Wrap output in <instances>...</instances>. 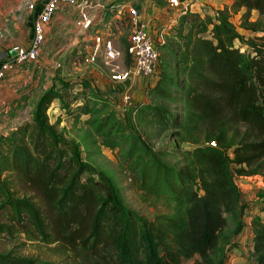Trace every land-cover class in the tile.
Segmentation results:
<instances>
[{"label": "trees", "instance_id": "trees-1", "mask_svg": "<svg viewBox=\"0 0 264 264\" xmlns=\"http://www.w3.org/2000/svg\"><path fill=\"white\" fill-rule=\"evenodd\" d=\"M244 8L239 26L255 34L248 39L232 21ZM213 10L181 14L176 64L161 65L160 53L159 76L148 82L144 99L120 111L97 92L101 108L77 106L107 147H122L143 200L165 210L144 218L123 204L108 175L100 173L103 182L85 176L90 165L80 146L58 134L48 115L56 99L71 110L65 92L71 85L62 81L60 89L39 97L32 122L0 142V177L13 173L39 196L15 197L0 180V234L14 235L27 221L37 239L76 257L90 251L95 264H223L245 226L238 178L264 170V0H233ZM172 103L182 104L181 110L173 111ZM150 127L175 130L174 149L148 146L141 128ZM167 156L178 158L180 167L167 164ZM251 229V263L264 264V218H253ZM0 264L57 263L0 252Z\"/></svg>", "mask_w": 264, "mask_h": 264}, {"label": "rangeland", "instance_id": "rangeland-1", "mask_svg": "<svg viewBox=\"0 0 264 264\" xmlns=\"http://www.w3.org/2000/svg\"><path fill=\"white\" fill-rule=\"evenodd\" d=\"M100 1H105L104 7L93 9L94 22L89 28L77 25L79 11L75 7H66L59 11L48 27V39L40 55L32 62L5 71L0 79V142L17 128L32 122L35 104L45 90L52 87L58 90L62 87V81L69 82L71 86L65 92L71 110L63 109L59 99L54 100L48 109L50 123L55 124L56 132L63 138L80 146L81 158L90 165L85 172L86 177L93 176L99 182H103L100 173H105L114 181L126 207L144 218L152 219L165 208L160 204L153 205L143 200L141 192L135 185L134 174L126 167L122 147L115 149L107 147L103 143V138L97 134L95 126L86 123L88 115L77 109V106L85 107L87 103L89 108H101V104L96 105L98 101L93 97L97 92L111 100V108L116 107L120 111H125L124 108L129 106L124 104L126 95L132 101L144 99V89L141 86L136 89L132 82H115L112 77L113 70L119 73L128 68V46L132 31L127 5L116 7L114 3L125 1L129 4L130 1ZM213 1L208 0L207 3L212 4ZM29 2L41 4L42 0H0V68L16 46L27 45L32 38L33 12L29 9ZM145 2L146 9L140 14L141 19L148 22L150 33L157 38L159 46L167 43L165 48L160 49L161 65L165 61L175 66L177 55L173 49H177L182 43L177 37L175 26L182 13L171 6L169 0ZM93 3L95 4V0ZM204 3L197 0L192 10H202L205 7L203 5H206ZM232 3L233 0L228 5ZM244 12L245 8L235 13L232 21L238 26L239 32L248 39L255 34L240 28V18ZM257 18L258 14L253 13L251 19ZM97 35H101L102 40L111 39L114 42L121 53L117 60L109 62L101 51L94 63L86 62V55L95 48L94 37ZM236 45L240 46V42L237 41ZM242 48L250 49L247 45H243ZM86 81L90 82V87H85ZM169 106L173 111L179 112L182 104L172 103ZM238 127L241 132L246 130L245 124H238ZM141 129L143 140L151 148L174 149L172 136L175 130L160 132L159 129L152 127ZM191 147L189 144L185 145V148ZM163 159L169 165L178 167L181 165L178 158L167 156ZM5 179L11 180L12 183L7 184ZM0 180L13 190L15 197H34L39 201L38 192L32 186L22 183L15 174L4 173ZM238 183L244 217H252L263 212L264 170L261 174L238 178ZM1 220L6 221V218L2 217ZM18 228L14 235L0 234V252L57 264H95L96 258L90 251L83 250L76 257L71 253L60 252V248L56 247L58 243L47 244L37 239L30 232L31 228L27 221L21 223ZM227 256L223 259V264H230ZM193 263L194 259H189L181 264Z\"/></svg>", "mask_w": 264, "mask_h": 264}, {"label": "built area", "instance_id": "built-area-1", "mask_svg": "<svg viewBox=\"0 0 264 264\" xmlns=\"http://www.w3.org/2000/svg\"><path fill=\"white\" fill-rule=\"evenodd\" d=\"M197 0H169L171 6L184 13L187 10H192L193 5ZM102 2L95 0H42L41 7L37 13L38 4L29 2V9L35 13L33 15L32 30L33 35L27 45L16 46L14 53L9 59L2 64L0 68V79L4 76L7 69L17 65H22L34 61L41 52L43 45L48 39V27L52 24L57 13L64 10L66 7H75L79 11L77 25L82 28H89L93 25L94 19L92 11L94 8L104 7ZM115 6V5H114ZM116 7H121L116 5ZM97 8V9H98ZM214 7L205 6L202 10L204 14H213ZM199 12V11H198ZM32 13V14H33ZM128 13L131 18L132 31L130 36V44L128 46V54L131 57V65L124 71L119 73L113 70V79L115 82H133L137 77H143L149 82L157 80L160 72V50L157 38L151 35L148 22L140 17L139 8L135 5L128 7ZM95 48H93L85 57L86 62L94 63L101 51L104 52L106 59L109 62L117 60L121 53L115 47L111 39L102 40L101 35L94 37ZM28 47L25 50V47ZM133 101L129 96L124 97V104L130 105ZM127 109V108H124ZM216 145L215 142H211ZM230 264H252L238 259L235 255H229Z\"/></svg>", "mask_w": 264, "mask_h": 264}, {"label": "crops", "instance_id": "crops-1", "mask_svg": "<svg viewBox=\"0 0 264 264\" xmlns=\"http://www.w3.org/2000/svg\"><path fill=\"white\" fill-rule=\"evenodd\" d=\"M112 2L114 0H107V2ZM130 1V3L128 4L127 2L123 1L124 3H120V2H116L114 5H119L121 7L127 5V7L131 6V5H135L139 8L140 14L142 13V11H145V0H128ZM199 2L203 3V1L205 2L203 6H207V7H214L215 9H222L224 7L225 4H229L230 0H214L211 3H207L208 0H198ZM98 2H100V0H98ZM103 5L105 1H101ZM129 5V6H128ZM41 4H38V9L35 11V13L38 12V10L40 9ZM203 9V8H202ZM204 10V9H203ZM203 10H200L199 12H203ZM33 13V15L35 14ZM33 18V16L31 17ZM130 65L128 64V67ZM137 80L132 82V85L134 86V88H138L139 86H141L143 89H145V87L148 85V80L146 78L143 77H137ZM136 88V89H137ZM260 216L262 218H264V211L261 213H257L254 214V216H252L253 218ZM250 217H244V222H245V226L243 227V229L240 231V233H238L232 240L233 243H235L234 245H232L230 247V249L228 250V256L229 255H235L238 259L242 260V261H246V262H252L254 259L253 256V252H254V244H253V231L251 229L252 227V218ZM246 218V219H245ZM248 218V219H247ZM232 243V244H233ZM226 254V256H227ZM227 256V257H228ZM230 262V261H229Z\"/></svg>", "mask_w": 264, "mask_h": 264}, {"label": "water", "instance_id": "water-1", "mask_svg": "<svg viewBox=\"0 0 264 264\" xmlns=\"http://www.w3.org/2000/svg\"><path fill=\"white\" fill-rule=\"evenodd\" d=\"M27 49H28V47L26 46V47H25V50H27Z\"/></svg>", "mask_w": 264, "mask_h": 264}]
</instances>
